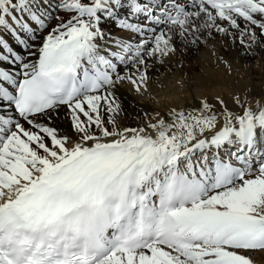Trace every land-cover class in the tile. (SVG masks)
I'll return each mask as SVG.
<instances>
[{
    "label": "snow or ice",
    "instance_id": "1",
    "mask_svg": "<svg viewBox=\"0 0 264 264\" xmlns=\"http://www.w3.org/2000/svg\"><path fill=\"white\" fill-rule=\"evenodd\" d=\"M201 47L264 51V0H0V264H256L264 102L125 109Z\"/></svg>",
    "mask_w": 264,
    "mask_h": 264
},
{
    "label": "bare ground",
    "instance_id": "2",
    "mask_svg": "<svg viewBox=\"0 0 264 264\" xmlns=\"http://www.w3.org/2000/svg\"><path fill=\"white\" fill-rule=\"evenodd\" d=\"M15 46V45H13ZM218 55L223 56L231 64L229 72L223 64L214 62L207 49H191L182 57L183 65L172 67L170 72H165L161 77V88L153 86L152 93L155 99L148 96L138 97L122 91L126 96V112L136 114L135 108L130 104L143 105L145 108H163L172 101L176 103L194 102L196 95H207L209 99L214 95H222L232 107L230 96L248 90L250 101L260 99L264 102V51L257 50L256 55H240L238 49L231 47L218 48ZM164 72V69H161ZM180 79L185 84L183 96L176 86V80ZM157 101L159 103H157ZM125 122H129L127 117ZM66 127L63 121H58ZM256 264H264V253H254Z\"/></svg>",
    "mask_w": 264,
    "mask_h": 264
}]
</instances>
